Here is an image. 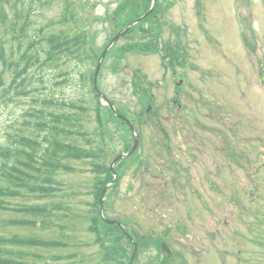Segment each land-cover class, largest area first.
<instances>
[{
	"label": "rangeland",
	"instance_id": "374dc122",
	"mask_svg": "<svg viewBox=\"0 0 264 264\" xmlns=\"http://www.w3.org/2000/svg\"><path fill=\"white\" fill-rule=\"evenodd\" d=\"M150 1L71 0V13L98 56L117 32L111 22L114 11L123 8L116 23H125L144 13ZM19 2L7 0L5 6L0 2V9L11 16ZM47 2L39 6L37 1L28 35L44 25L52 32L65 28L60 19L61 0ZM157 7L164 13V48H155L152 28L148 36L140 32L153 22L151 18L115 45L103 66L99 85L116 107L132 119L147 108L140 96L125 102L132 92L124 84L129 80V72L123 70L127 68L138 72L154 108L150 122L140 123L142 154L116 164L118 177L107 191L103 215L109 217L113 210L123 224L132 223L145 234L161 236L174 253L169 264H264V1L161 0ZM135 36L138 40L145 37L155 49L150 46L144 54L126 51L123 46ZM68 68L70 64L63 70ZM71 68L77 71L74 64ZM44 73L49 86L52 70ZM43 86L32 95L42 99L47 91L53 98H82L87 107L93 106L91 93L74 88L72 81L49 89ZM176 90L182 93L181 111L169 106ZM27 107L28 101L22 98L8 105L0 102V145L18 128L29 135L22 124ZM85 119V131L92 130L93 113ZM120 126L109 121L111 132L119 134L109 144L108 165L116 154L127 152L132 141ZM166 141L169 146L165 147ZM188 153L197 154L200 162L191 163ZM167 154L188 162V174L175 177L168 173ZM66 164L71 171L56 174L60 184L55 185L51 199H7L12 210H0V234L65 244L54 249L22 248V253H30L26 259L37 264H103L98 235L89 231L97 201L94 176L84 163ZM4 185L0 180V186ZM36 202L46 204L47 212L50 209L48 225L44 226L42 217L35 227L13 224V220L31 219L18 208ZM95 226L101 230L105 247L114 253L115 258L109 255L110 263L121 264L119 253L123 250L127 256L130 251L121 232L110 227L105 232L98 219ZM144 244L147 247L138 251L133 264L165 261L158 242Z\"/></svg>",
	"mask_w": 264,
	"mask_h": 264
},
{
	"label": "trees",
	"instance_id": "16d2710c",
	"mask_svg": "<svg viewBox=\"0 0 264 264\" xmlns=\"http://www.w3.org/2000/svg\"><path fill=\"white\" fill-rule=\"evenodd\" d=\"M19 1L20 7H16L11 16L0 9V102L3 105L27 96L28 87L37 90L36 85L43 84L41 73L45 68L57 71L58 67L68 65L71 60L86 63V58L88 64L93 63L86 55L84 35L71 32L74 27L68 0H61L60 19H63L65 24L62 26L65 28L52 32L49 25H44L40 27L38 34H30L27 39H24V35L27 32V23L28 26L32 24L30 21L35 15L33 10L36 0H31L27 5L23 0ZM38 2L41 3L38 4L39 6L48 3L47 0H38ZM15 41H17L16 46L12 44ZM5 43L11 44L9 54H6ZM135 47L130 46V49ZM144 48L150 49L148 45H144ZM31 68L32 73H30ZM59 76L63 81L68 80L67 72H62ZM135 82L133 79V96L140 91L137 92L138 86ZM43 88L45 87L42 85ZM87 91L95 95L92 87H87ZM93 97V100H90L92 108L87 107L83 99L79 100L84 101V104L80 105L70 98L56 100L50 93L45 94L42 100L38 98L33 100L34 104L24 112L26 115H23V126L29 129V135H25L18 128L16 132L8 135L5 145H0V180L7 184L0 186V210L7 209L4 202L7 197L52 196L53 191L57 189L55 185L59 183L56 174L61 170L70 169L65 165L66 160L82 161L91 166L94 178L97 180L95 196L98 197L103 181L107 182L111 179L106 164L108 141H112L115 135L119 134V131L115 133L108 129V121L115 120L120 125L125 126V124L117 119L109 108L103 110L97 96ZM90 112L93 113L95 127L85 131V118ZM118 112L125 114L123 111ZM101 176L104 177L103 181ZM95 209L94 224L90 226V231L97 233L96 220L98 219L102 225L104 223L99 219L98 209L96 207ZM19 212L31 216L34 223L25 219L14 223L17 225L27 223L30 226L35 225L39 217H46L47 213L46 207L37 203L21 207ZM106 227L109 226L105 225L103 228L105 232ZM110 228L117 229L112 226ZM99 241L98 238L97 242ZM57 244L59 243L45 242L35 237L20 235L8 237L0 234V264H37L27 260L29 253H22L21 249L32 246L54 247ZM100 244L103 264H111L109 255L114 257V253L101 241ZM138 245L143 246L142 242H138ZM123 254L122 250L119 253L121 264L125 258Z\"/></svg>",
	"mask_w": 264,
	"mask_h": 264
},
{
	"label": "flooded vegetation",
	"instance_id": "af4514ba",
	"mask_svg": "<svg viewBox=\"0 0 264 264\" xmlns=\"http://www.w3.org/2000/svg\"><path fill=\"white\" fill-rule=\"evenodd\" d=\"M180 109V107L178 106ZM182 148V147H181ZM188 159L191 160V163L198 164L199 158L197 154L191 155V153H188ZM167 156V171L171 174H175L176 177L180 175L188 174L190 164L188 162H184V160L177 159V155L175 156ZM178 188H181V184H179Z\"/></svg>",
	"mask_w": 264,
	"mask_h": 264
},
{
	"label": "water",
	"instance_id": "95a60500",
	"mask_svg": "<svg viewBox=\"0 0 264 264\" xmlns=\"http://www.w3.org/2000/svg\"><path fill=\"white\" fill-rule=\"evenodd\" d=\"M154 2H155V0H153ZM150 13V11L146 14V15H148ZM142 18H140L139 20H141ZM138 20V21H139ZM132 24H130L129 26H127V27H125V29L123 30V32L122 33H124L125 31H127L129 28H130V26H131ZM122 33H120V34H118L111 42H110V44L108 45V47L105 49V51L103 52V54L101 55V58H100V61H99V63H98V65H97V68H96V73H95V80H96V77H97V74H98V70H99V65H100V62H101V60L103 59V57H104V55H105V53L107 52V50L109 49V47L122 35ZM111 108H113L112 107V105L110 104L109 105ZM119 117H121V116H119ZM127 124H129L130 125V123L125 119V118H123V117H121ZM135 141H136V143H137V140L135 139ZM123 156L122 155H120V156H118L117 158H115L113 161H112V163H111V170H113V164L118 160V159H120V158H122ZM114 172V171H113ZM115 174V173H114ZM101 201H102V199L100 198V204H101ZM110 223H114V222H110ZM164 248H165V246H163ZM165 250H166V248H165ZM135 253H136V247L134 248V254H133V258H134V255H135ZM132 258V259H133Z\"/></svg>",
	"mask_w": 264,
	"mask_h": 264
}]
</instances>
